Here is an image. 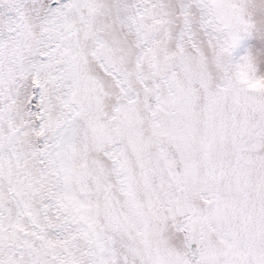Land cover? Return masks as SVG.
<instances>
[{
	"label": "snow or ice",
	"instance_id": "1",
	"mask_svg": "<svg viewBox=\"0 0 264 264\" xmlns=\"http://www.w3.org/2000/svg\"><path fill=\"white\" fill-rule=\"evenodd\" d=\"M0 264H264V0H0Z\"/></svg>",
	"mask_w": 264,
	"mask_h": 264
}]
</instances>
